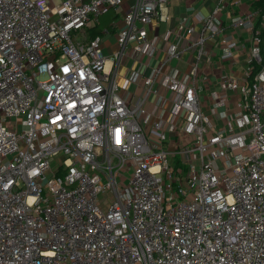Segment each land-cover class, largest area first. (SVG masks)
I'll return each instance as SVG.
<instances>
[{"label":"built area","instance_id":"obj_1","mask_svg":"<svg viewBox=\"0 0 264 264\" xmlns=\"http://www.w3.org/2000/svg\"><path fill=\"white\" fill-rule=\"evenodd\" d=\"M131 1L87 38L127 0H0V264H264V11L228 22L253 33L217 129L195 79L227 0L198 19L186 75L167 69L194 28L149 37L168 0Z\"/></svg>","mask_w":264,"mask_h":264},{"label":"crops","instance_id":"obj_2","mask_svg":"<svg viewBox=\"0 0 264 264\" xmlns=\"http://www.w3.org/2000/svg\"><path fill=\"white\" fill-rule=\"evenodd\" d=\"M231 1L232 0H227L229 7L221 14V36L209 37L205 41V57L198 65L200 73L195 79L199 97L205 103V106L202 107V111L209 117L212 125L217 129L224 128L227 118H230L235 113L234 105L238 99L237 92H226V103L224 105H217L222 95L219 85L226 79L225 77L236 79L239 83L246 79V69L249 65L250 39L253 33V29L247 27L238 30L230 29V27L227 26L228 22L231 17L253 12L256 14V25L260 16L254 6L258 0H240L237 7H230L232 6L230 4ZM130 3L131 0H127L119 12L114 13L110 11L101 16L98 25L101 24V28L108 27L112 33H114L115 30L122 26L123 13L127 10ZM215 3L216 0H168L162 12L165 21H154L151 29L148 31V36L151 37L153 34H157L163 38L168 32L174 33L181 19H185L186 25L194 28L195 34L184 38L180 44V48L184 49V52L178 60L171 63L167 72L170 71L173 73V71L176 70L178 75H186L188 73L194 55L192 45L200 30L198 19L206 17L215 6ZM98 25L87 29V38L93 35ZM222 38H226L230 44H233V47L230 48V58H221L223 54V45L220 41ZM171 39L173 40V38H170L167 42L162 41V48H164ZM114 48L115 41L113 38L104 43V51L106 53L109 54ZM163 51L164 50L158 53L156 59H151V65L156 64V62L163 57ZM140 60L144 62L146 59L141 58ZM128 66L138 69L139 65L138 63H133L132 65V63L129 62ZM123 70L120 71L119 76L122 75ZM145 71L148 73V69ZM161 92L163 94L165 93L163 88H161Z\"/></svg>","mask_w":264,"mask_h":264},{"label":"trees","instance_id":"obj_3","mask_svg":"<svg viewBox=\"0 0 264 264\" xmlns=\"http://www.w3.org/2000/svg\"><path fill=\"white\" fill-rule=\"evenodd\" d=\"M254 6H255V9L259 12V15L261 17L264 11V0H258ZM100 26L101 24L96 27V30L94 31L93 35H91L90 38H93L100 33V30L103 28V27L101 28ZM258 68L259 67H255V70H257Z\"/></svg>","mask_w":264,"mask_h":264},{"label":"rangeland","instance_id":"obj_4","mask_svg":"<svg viewBox=\"0 0 264 264\" xmlns=\"http://www.w3.org/2000/svg\"><path fill=\"white\" fill-rule=\"evenodd\" d=\"M59 2V0H54V3L56 4V3H58ZM132 2V1H131ZM123 69H121L120 71H122ZM177 160H178V158H177ZM52 167H54V163H52ZM130 173H125V177L127 178V176L129 175Z\"/></svg>","mask_w":264,"mask_h":264}]
</instances>
